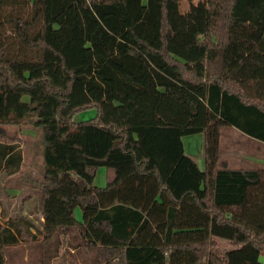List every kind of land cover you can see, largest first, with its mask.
<instances>
[{
  "label": "trees",
  "instance_id": "16d2710c",
  "mask_svg": "<svg viewBox=\"0 0 264 264\" xmlns=\"http://www.w3.org/2000/svg\"><path fill=\"white\" fill-rule=\"evenodd\" d=\"M204 14L173 40L172 0H0V129L41 131L45 240L76 230L87 264H264V167L217 164L222 126L264 143V0ZM198 133L202 168L182 142ZM22 164L0 139V174ZM5 217L0 204V264L30 236Z\"/></svg>",
  "mask_w": 264,
  "mask_h": 264
},
{
  "label": "rangeland",
  "instance_id": "374dc122",
  "mask_svg": "<svg viewBox=\"0 0 264 264\" xmlns=\"http://www.w3.org/2000/svg\"><path fill=\"white\" fill-rule=\"evenodd\" d=\"M175 7V22L173 24V40H180V30L199 33L204 18L205 0H172ZM9 8H6L7 11ZM26 16V15H25ZM11 24L6 23L1 27L5 34H11ZM27 99V98H25ZM95 114V109H87L77 113L73 119L85 120ZM0 139L19 144L23 152V164L18 173L13 175L0 174V204L4 215L13 217H28V213L34 222V228L29 229L30 236L22 239L18 244L5 247L6 264H87L86 257L91 252L76 249L71 243L78 242L72 237L77 231L69 230L66 233L53 234L48 240L43 238L41 224L39 222V210L37 204L27 205L24 193H33V202L40 198V192L36 189L37 181L42 177L44 163L42 157L41 131L34 127L27 119L19 124H5L0 129ZM185 153L193 157L199 166L203 167V134H192L182 137ZM226 163L228 167H264V143L247 136L239 129L225 125L219 132V149L217 164ZM72 176L76 178L74 174ZM80 181V180H78ZM106 183L105 167H98L93 177V184L103 187ZM13 188V189H12ZM34 205V206H33ZM34 207V208H33ZM75 217L81 216L79 207L75 208ZM30 219V220H31ZM216 250L221 251L232 247L227 241L220 239ZM57 244V245H56ZM55 246L57 250L54 251ZM47 248L42 257V250ZM113 264H116L113 262Z\"/></svg>",
  "mask_w": 264,
  "mask_h": 264
},
{
  "label": "crops",
  "instance_id": "0c3cea01",
  "mask_svg": "<svg viewBox=\"0 0 264 264\" xmlns=\"http://www.w3.org/2000/svg\"><path fill=\"white\" fill-rule=\"evenodd\" d=\"M23 153V152H22ZM193 158V157H192ZM194 159V158H193ZM195 160V159H194ZM18 173V172H17ZM13 175V174H12ZM13 189V188H12ZM37 189V188H36ZM39 191V190H38ZM40 192V191H39ZM25 198V202L27 203V205H30V204H33V203H36L37 204V210H39V222L41 224V229H42V222H43V217H42V214H41V205H40V198L39 200L37 199V202H33V199H34V196H33V193L31 191H28L26 193H24V195L22 196ZM34 206V205H33ZM34 208V207H33ZM8 216L10 215H7L5 218H7ZM32 217V214L31 213H28V217L27 219L29 220L30 222V229L34 228V222L33 220L30 218ZM31 219V220H30ZM31 229V230H32Z\"/></svg>",
  "mask_w": 264,
  "mask_h": 264
},
{
  "label": "water",
  "instance_id": "95a60500",
  "mask_svg": "<svg viewBox=\"0 0 264 264\" xmlns=\"http://www.w3.org/2000/svg\"><path fill=\"white\" fill-rule=\"evenodd\" d=\"M259 261H260V262H264V257L260 256V257H259Z\"/></svg>",
  "mask_w": 264,
  "mask_h": 264
}]
</instances>
